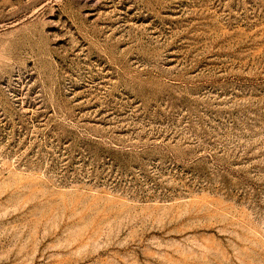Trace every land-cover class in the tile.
<instances>
[{
	"label": "rangeland",
	"instance_id": "1",
	"mask_svg": "<svg viewBox=\"0 0 264 264\" xmlns=\"http://www.w3.org/2000/svg\"><path fill=\"white\" fill-rule=\"evenodd\" d=\"M0 264H264V0H0Z\"/></svg>",
	"mask_w": 264,
	"mask_h": 264
}]
</instances>
